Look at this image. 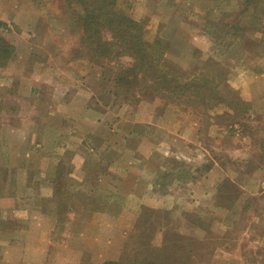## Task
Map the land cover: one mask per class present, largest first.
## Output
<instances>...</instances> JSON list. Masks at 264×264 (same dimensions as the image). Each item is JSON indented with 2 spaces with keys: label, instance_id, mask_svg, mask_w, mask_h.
Returning a JSON list of instances; mask_svg holds the SVG:
<instances>
[{
  "label": "rangeland",
  "instance_id": "rangeland-1",
  "mask_svg": "<svg viewBox=\"0 0 264 264\" xmlns=\"http://www.w3.org/2000/svg\"><path fill=\"white\" fill-rule=\"evenodd\" d=\"M117 5L144 24L148 40H163L166 71L182 81H204L208 98L181 105L150 89L116 96L115 62L75 57L82 34L76 6L66 0H0V38L14 47L0 68L10 61L19 67L24 60L30 67L44 60L51 79L53 69L70 59L88 67L90 75L100 73L94 107L107 122L86 142L92 148L87 156L74 155L67 141L32 151L29 158L0 148L1 161L7 156L10 164L25 160L29 165L15 170L0 161V264H53L65 244L87 254L82 264L131 261L156 252L160 264H264V0H118ZM216 97L223 102L216 103ZM140 102L144 110L137 108ZM50 112L63 121L64 116L82 118L77 107L65 112L60 105L48 106ZM152 115L154 124L142 122ZM174 127L188 141L185 150L168 149L167 130ZM126 132L124 147L99 150L110 140L122 143ZM181 137L174 139L178 146ZM155 141L157 153L146 168L162 181L155 186L163 193L157 199L140 194L150 190V178L137 173L140 158ZM211 157L219 162L206 177L212 196L164 193L174 168L186 163L193 174L195 167L208 168ZM104 172L109 180L100 176ZM74 189L90 218L70 219L78 209V204L72 207ZM40 213L55 217L53 231L42 229L48 223ZM108 214L114 225L102 243L106 228L99 224Z\"/></svg>",
  "mask_w": 264,
  "mask_h": 264
},
{
  "label": "crops",
  "instance_id": "crops-1",
  "mask_svg": "<svg viewBox=\"0 0 264 264\" xmlns=\"http://www.w3.org/2000/svg\"><path fill=\"white\" fill-rule=\"evenodd\" d=\"M18 38L22 39V37ZM26 61L28 62V59H26ZM36 61H33L34 65L30 67L28 65H24V60L22 61L23 64L19 65V67L15 66L14 62L10 61L9 65L0 68V99L3 98L2 103H0V132L6 136L5 138L0 136V148L5 149L7 154H15L16 156L20 157L26 155V158H29L32 151L42 153L53 143L58 147H63L64 142L67 141L68 150H70V152H72L74 155L87 156L89 152L88 150H92V148L89 149V145H86V142H88V139L94 138V135L98 136L101 133L102 130L96 129L98 125L101 126L104 122L107 123L105 121L106 119L101 117L102 114L96 115L97 110L94 107L96 102L94 93L100 81V73H92L90 75L89 73L85 72V70L88 71V67L82 66V64H79L78 62L68 59L62 63L63 65L61 64L60 67H55L53 69L54 72L52 73V78L48 79V75L44 70L45 67H48V65H45L46 61ZM30 63L31 62L29 61V64ZM60 79L64 81V84L61 86L59 85ZM15 101H17V104ZM5 103L7 105H4ZM15 104L17 105V108ZM18 105L20 108H18ZM59 105L65 108V112L67 108L71 110L77 107L79 115L77 114L76 116H82V118L79 117L77 120L76 117L64 116L65 119L63 121L62 119L55 117L51 112L48 114V106ZM25 106H28L26 113L23 111V107ZM137 108L144 110L143 102H140ZM42 109H44L43 114H41ZM45 109H47V112ZM152 117L153 115L149 116L147 120L145 118L142 122L154 124V122H152ZM15 119L19 121L18 124L15 122ZM119 120L120 119H118V117L114 119L115 122H119ZM72 121H74L76 125L67 127L66 123ZM53 122L54 125L51 126ZM21 123H23L22 126ZM48 123L50 125H48ZM63 130L66 131L63 132ZM128 132L123 135L122 143H111L110 140L108 142L110 145H108V143L100 144L98 146L99 150L105 153L106 151L110 150L111 147H117L121 149L124 147V141H126L129 136ZM167 132L168 136L171 137V140H168L170 142L168 149L179 147L182 148V150H185L187 148L186 142L188 141L185 139V137H181L182 131L174 127L168 129ZM113 133L114 132L112 131V134ZM149 136L152 140V133L148 135V137ZM179 137L182 138L180 146L176 145L174 140L178 139ZM143 138L145 139L142 142L149 145L146 136ZM47 141H50L51 143L48 144ZM157 146L158 144L156 141L150 142V147L146 149V155H143L140 158V161L137 165L138 175H145L147 178H150V180H148L150 190L146 193L142 191L140 194L156 196V199L157 196L163 194L158 193V189L155 188V186H158L162 181L158 180L157 176L155 178V171L147 170L146 162L149 159H153ZM51 153L53 154L52 151ZM177 153L178 150L176 151V154ZM178 157L179 155H177V158ZM209 160V170L208 168L203 169V167H195L197 171L193 174L192 171H190V165L186 163H181L179 165L180 167L174 168L172 170L173 174L170 173L172 177L170 183H167V192L164 193L169 195L171 194L170 192H172L179 194L180 197L184 196V194H191L192 198H196L194 193H198L199 195L202 194V196L206 195V198L209 195L212 196L211 190L208 189L206 177H210L211 174L216 171L215 169L219 167V162H217V160L213 159L212 157ZM57 161L58 159L55 160V162ZM1 162H3L1 166H10L15 170L22 169L24 171V169L28 168L29 166L27 165L28 161L25 160L22 165H19L18 162L10 164L7 156L4 161ZM121 164L123 163L122 159L120 158L119 166H122ZM157 170L159 169H156V171ZM186 174L188 175L187 177ZM109 175V172L100 173V176L103 178V180H109ZM192 176H195V178L191 179ZM71 177H73V174ZM252 180L253 178L249 177L247 182L252 183ZM81 183L82 180H79L78 184L77 182L75 183V186L78 187ZM202 183L204 186H206L204 190ZM136 184H138V182H136ZM191 185L196 186V188L189 190ZM77 194L78 190L74 189L71 202L72 207L73 205L76 204L77 206L78 204V209L71 211L69 215L70 219H79L84 216L89 217V214L91 213L85 209L84 202L78 201L79 199H77ZM119 201L121 202V198H119ZM40 215L45 218L46 222L48 223V225L42 227V229L53 231L57 224L55 217L53 215L43 213H40ZM111 219L112 215L108 214L99 224L100 228H106L104 236L99 237L100 242L102 243L107 242L108 238H110V233L114 225ZM58 249L59 250L54 256L53 264H82V261L87 260L86 253L71 248L67 244L60 246Z\"/></svg>",
  "mask_w": 264,
  "mask_h": 264
},
{
  "label": "trees",
  "instance_id": "trees-1",
  "mask_svg": "<svg viewBox=\"0 0 264 264\" xmlns=\"http://www.w3.org/2000/svg\"><path fill=\"white\" fill-rule=\"evenodd\" d=\"M66 1L76 6L74 15L82 30L75 57L115 62L116 73L111 80L116 96L126 98L131 91L139 96L140 90L150 89L161 98L181 105H185L187 99L198 102L208 98L204 81H182L166 71L163 40L159 37L148 40L144 24L120 8L118 0ZM13 50L11 44L0 38V61H8ZM216 100V103L223 102L220 97ZM158 253L154 257L135 256L131 261L108 260L102 264H160Z\"/></svg>",
  "mask_w": 264,
  "mask_h": 264
}]
</instances>
